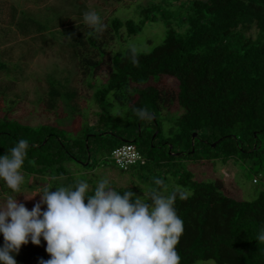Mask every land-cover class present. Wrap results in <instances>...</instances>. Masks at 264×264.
<instances>
[{
  "label": "trees",
  "instance_id": "16d2710c",
  "mask_svg": "<svg viewBox=\"0 0 264 264\" xmlns=\"http://www.w3.org/2000/svg\"><path fill=\"white\" fill-rule=\"evenodd\" d=\"M158 18L168 27L162 42L149 51L133 47L116 51L102 79L99 71L109 41L121 39L123 29L127 37L137 35ZM71 48L82 76L90 86H97L93 93L99 107L96 122L88 124L82 140L67 139L50 124H23L9 112L0 118V156L21 139L29 143L22 171L35 181L26 182L27 187L74 186L66 160L79 159L90 166L95 148L108 161L112 151L126 140L137 146L146 161L139 164V171L134 170L136 165L120 172H139L151 187L149 192L168 189L171 193L181 187L188 194L175 203L184 221L177 245L180 264L207 260L264 264V242L256 240L264 229V0L149 2L138 7L136 18L112 17L108 27L100 31L80 24L74 30ZM6 68L0 61V70ZM163 77L173 78L176 87L155 83ZM76 95L51 76L41 103L47 112L75 107ZM176 103L182 112L164 137L163 121ZM116 106L119 110L112 116ZM141 108L152 118H139L137 109ZM91 128L93 134H89ZM202 154L207 160L221 157L224 162L241 158L248 164L253 181L262 183V190L253 200H240L230 195L222 179L199 181L179 167L178 159L201 161ZM84 180L94 189L93 178L86 176ZM115 190L133 192L132 188ZM11 191L0 184V197ZM40 198L39 194L32 199L24 196L18 202L31 210ZM3 244L0 234V246ZM46 247L43 237L39 245L29 239L14 254L17 264L47 260L51 254Z\"/></svg>",
  "mask_w": 264,
  "mask_h": 264
},
{
  "label": "rangeland",
  "instance_id": "374dc122",
  "mask_svg": "<svg viewBox=\"0 0 264 264\" xmlns=\"http://www.w3.org/2000/svg\"><path fill=\"white\" fill-rule=\"evenodd\" d=\"M159 0H0V61L7 68L0 70V118L8 112L10 116L21 123L37 127L50 124L56 126L67 139L82 140L84 130L89 125H95L96 111L99 110L93 99L96 85L90 86L89 81L82 76L72 53L74 30L79 27L77 21L83 20V13L95 10L102 18L103 28H107L112 17L120 19L136 18L138 7ZM74 18V19H73ZM77 20V21H76ZM174 27V26H173ZM166 21L158 18L148 22L137 35L127 37L123 29V37L109 41L106 55L99 74L104 79L111 68V56L118 50L133 47L149 51L161 43L166 36ZM178 29L177 27H174ZM254 32V29L251 30ZM58 79L68 90L76 91L73 105L57 107L45 111L41 103L47 96L49 77ZM96 82V81H95ZM160 85L176 87V81L163 77ZM78 107L75 111L74 108ZM111 110L112 116L116 110ZM167 120L163 121V136L169 134L174 118L182 112L176 103L170 109ZM123 111L121 112V116ZM168 114L164 112V114ZM91 128L89 134L95 130ZM83 130V131H82ZM77 155H80L77 153ZM201 161L178 159L179 167L190 171L199 181H212L220 178L225 182L230 195L240 200H253L262 190L261 182H254L252 172L241 158L224 162L221 157L215 160ZM104 161L95 148L92 149L91 164H82L81 160H66L65 165L71 171V179L76 183L87 176L95 180L108 178L114 188H132L134 194L144 199L145 192L150 190L149 184L139 175V172H120L113 160ZM185 159V160H184ZM87 162V161H85ZM95 163H99L95 166ZM140 165L135 167L139 171ZM139 169V170H138ZM79 173V175H77ZM24 175V174H23ZM22 191L34 194L40 187L28 188L26 182L35 180L24 175ZM92 189V184H90ZM50 186H53L52 184ZM2 188H5L2 186ZM181 188V187H178ZM183 189V188H181ZM55 191V189H52ZM168 189L161 194L168 195ZM16 193L5 192L0 197V203L8 196ZM26 196L17 195V199ZM151 203V201H148ZM50 258H47V260ZM37 264H41L38 262ZM195 264H217L213 260L198 261Z\"/></svg>",
  "mask_w": 264,
  "mask_h": 264
},
{
  "label": "clouds",
  "instance_id": "9594fccd",
  "mask_svg": "<svg viewBox=\"0 0 264 264\" xmlns=\"http://www.w3.org/2000/svg\"><path fill=\"white\" fill-rule=\"evenodd\" d=\"M82 23L96 31L103 28L95 10L84 12ZM137 116L152 118L144 108L137 109ZM28 147V141L21 139L0 156V184L16 193L0 203V234L4 237L0 264H17L14 254L21 246L29 239L39 245L41 237L51 254L41 264H180L177 245L184 221L175 203L177 198H187L185 190L176 188L168 195L144 191L142 199L131 190L121 194L104 177L91 190L86 180H79L74 186L45 185L28 194L21 190ZM20 193L26 199L38 194L41 198L29 210L18 202ZM256 240L264 242V229Z\"/></svg>",
  "mask_w": 264,
  "mask_h": 264
},
{
  "label": "built area",
  "instance_id": "2783aa9c",
  "mask_svg": "<svg viewBox=\"0 0 264 264\" xmlns=\"http://www.w3.org/2000/svg\"><path fill=\"white\" fill-rule=\"evenodd\" d=\"M116 166L123 170H129L131 167L144 164L146 159L137 146L131 142L116 147L110 156Z\"/></svg>",
  "mask_w": 264,
  "mask_h": 264
},
{
  "label": "water",
  "instance_id": "95a60500",
  "mask_svg": "<svg viewBox=\"0 0 264 264\" xmlns=\"http://www.w3.org/2000/svg\"><path fill=\"white\" fill-rule=\"evenodd\" d=\"M197 137V132H194V134H193V139H195ZM125 142H127L126 140H125ZM216 145V143H213V146H215ZM170 147H172V145L170 144Z\"/></svg>",
  "mask_w": 264,
  "mask_h": 264
},
{
  "label": "crops",
  "instance_id": "0c3cea01",
  "mask_svg": "<svg viewBox=\"0 0 264 264\" xmlns=\"http://www.w3.org/2000/svg\"><path fill=\"white\" fill-rule=\"evenodd\" d=\"M31 179H33V177L31 176Z\"/></svg>",
  "mask_w": 264,
  "mask_h": 264
}]
</instances>
